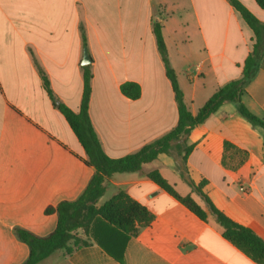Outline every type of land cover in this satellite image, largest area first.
Returning a JSON list of instances; mask_svg holds the SVG:
<instances>
[{"label": "crops", "instance_id": "obj_1", "mask_svg": "<svg viewBox=\"0 0 264 264\" xmlns=\"http://www.w3.org/2000/svg\"><path fill=\"white\" fill-rule=\"evenodd\" d=\"M240 1L264 23V9L255 0ZM157 20L185 102L197 115L221 87L242 76L255 43L252 29L227 0H0V264H23L29 252L23 261L10 256L25 244L12 231L50 235L58 217L46 214V208L77 200L95 172L47 96L34 59L53 90L73 87L74 80L78 86L83 27L92 60V125L105 153L121 158L178 123L175 95L153 34ZM76 47L81 52L70 67ZM127 81L140 85L138 99L121 93ZM82 92L83 76L79 100L64 103L77 111ZM243 103L264 119V53ZM226 142L247 152L237 169L232 168L239 161L236 155L229 154L224 165ZM188 144L194 146L187 160L191 179L205 181L203 191L215 207L264 241L263 130L240 116L234 104H226L192 129ZM176 162L174 155L161 154L144 172L106 178L98 206L124 190L154 215L126 244L123 263L91 240L71 255L56 251L38 264H264L225 238L211 214L200 219L147 176L158 169L169 182L173 179L180 196L191 195L207 211ZM38 200L43 216L54 220L44 236L38 232L48 221L37 222L31 210Z\"/></svg>", "mask_w": 264, "mask_h": 264}, {"label": "trees", "instance_id": "obj_2", "mask_svg": "<svg viewBox=\"0 0 264 264\" xmlns=\"http://www.w3.org/2000/svg\"><path fill=\"white\" fill-rule=\"evenodd\" d=\"M227 1L252 29L255 36L252 51L244 62L242 76L221 87L200 108L197 115H193L185 102L177 74L171 66L162 24L158 20L154 21L153 34L166 76L170 80L175 95L178 123L167 134L143 146L139 151L121 158H112L105 153L92 125L89 114L93 79L91 65L81 66L83 92L80 107L75 111L57 98L47 73L34 59L47 96L78 138L86 153L85 162L92 166L95 172L77 200L62 201L55 207L46 208V214L55 213L58 217L57 226L50 235L39 237L26 229H17L18 238L29 248V255L23 264H38L56 251H62L67 256L71 255L76 249L88 246L91 240L95 241L114 260L123 263L126 244L131 237L139 233L141 228L153 222L154 215L124 190H119L108 201L98 206V201L105 192L104 182L107 177L115 173L144 172V166L156 161L161 154L174 155L177 158L176 170L192 192L204 201L208 212L191 195L180 196L175 186L158 169L150 170L147 176L168 194L180 200L200 219L207 220L208 213L211 214L224 229L225 238L245 250L257 262H264V241L251 229L234 222L218 210L203 191L205 181L196 184L191 179L187 167L188 156L194 148L193 145L188 144L190 132L226 104H234L240 116L253 127L261 128L264 142V119L253 114L243 103L247 87L256 76L264 53V23L240 0ZM255 2L264 9V0H255ZM81 33L84 45H87L83 27ZM120 90L125 97L132 100L138 99L141 95L140 85L131 81L123 83ZM224 148V165H227L229 154L236 155L239 159L237 165L232 167L233 169H237L247 159L246 151L236 148L229 142L225 143Z\"/></svg>", "mask_w": 264, "mask_h": 264}, {"label": "rangeland", "instance_id": "obj_3", "mask_svg": "<svg viewBox=\"0 0 264 264\" xmlns=\"http://www.w3.org/2000/svg\"><path fill=\"white\" fill-rule=\"evenodd\" d=\"M85 32V30H84ZM82 46H83V50H82V58H83V54H84V48H88L87 45H84L83 39H82ZM81 52V48H73V54L71 55L70 59H69V66L71 67L72 65V61L74 60V58L77 57L78 53L80 54ZM89 52V50H88ZM90 55V54H89ZM76 79V77H75ZM71 83V81H70ZM77 81L73 82V87H72V83L69 85V88H65V87H59L58 89L56 88V90H54L57 98L59 100H61L62 102L66 101L69 102V104H75L79 98H80V92L82 90V75H80V84L77 86L76 85ZM66 103V102H65ZM13 178V177H12ZM16 178V177H15ZM14 178V179H15ZM174 178V177H173ZM170 182L172 183V178L170 177ZM15 185V184H13ZM179 191H182V187L180 186L178 188ZM42 204L39 202V200L33 205V207L31 208V210L34 212V218L35 220H37V222L41 223L44 220L48 221V226L46 227V229L39 231L38 234L41 236L47 235L50 230H52L53 226H54V220L52 219H47L46 217L43 216V212L41 211L42 209ZM18 229V228H17ZM17 229L12 231L13 234L17 235ZM18 236V235H17ZM27 252H29L28 247L25 244H21V249H19L17 252H11L10 256L14 257V259H19V261H23L26 256H27Z\"/></svg>", "mask_w": 264, "mask_h": 264}, {"label": "water", "instance_id": "obj_4", "mask_svg": "<svg viewBox=\"0 0 264 264\" xmlns=\"http://www.w3.org/2000/svg\"><path fill=\"white\" fill-rule=\"evenodd\" d=\"M91 63H92V60L90 58L88 49L85 47L84 48L83 58H82V61H81V65L82 66H87V65H90Z\"/></svg>", "mask_w": 264, "mask_h": 264}]
</instances>
